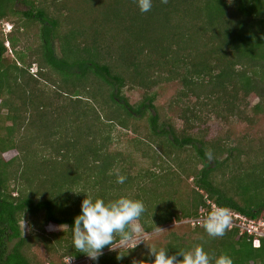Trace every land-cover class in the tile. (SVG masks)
<instances>
[{
  "label": "trees",
  "instance_id": "1",
  "mask_svg": "<svg viewBox=\"0 0 264 264\" xmlns=\"http://www.w3.org/2000/svg\"><path fill=\"white\" fill-rule=\"evenodd\" d=\"M22 1L26 8L19 10L16 0H0V109L6 111L0 114V153L17 151L10 160L0 157V264H35L27 250L44 235L61 257H86L72 246L65 225L71 227L89 196L106 203L120 196L141 200L143 230L170 227L164 243L155 246L178 259L179 252L203 245L211 257L228 255L233 264H264V236L254 247V236L238 226L230 225L216 238L203 227L214 211L212 203L264 220V158L229 139H203L185 128L177 133L170 119L159 121L153 96L131 106L120 93L125 86L179 81L174 102L184 103L179 116L187 129L194 128L205 109L223 119L245 117L244 102L252 96L258 98L252 111L264 112V0H153L147 13L139 10L137 0H82L83 11L77 13L75 0ZM77 14L87 16L78 19L80 25L72 21ZM2 22H10L11 30L3 29ZM67 36L77 46L65 45ZM76 52L77 59L71 57ZM33 64L35 75L29 71ZM92 75L109 85L106 90L93 91ZM48 80L55 81L56 90L41 87ZM106 111L117 115L125 129L147 114L145 138L166 155L161 162L193 176L195 186L186 182L177 191L184 179L170 170L132 173L133 163L109 152L104 142L110 139L100 125ZM47 117L56 119L48 126ZM34 118L49 127L46 136L31 135ZM134 151L150 158L141 146ZM117 175L127 177L123 184L116 182ZM81 181L90 191L82 189L78 196L74 186ZM26 222L30 238L22 236ZM49 224L64 229L47 231ZM179 224L192 225L198 236L187 239L172 228ZM37 228L44 235L34 234ZM120 240L115 236L110 247ZM108 254L92 264H101ZM150 255L140 260H151Z\"/></svg>",
  "mask_w": 264,
  "mask_h": 264
},
{
  "label": "rangeland",
  "instance_id": "2",
  "mask_svg": "<svg viewBox=\"0 0 264 264\" xmlns=\"http://www.w3.org/2000/svg\"><path fill=\"white\" fill-rule=\"evenodd\" d=\"M17 4H15V8L19 10H23L26 8V3H24L22 0H16ZM25 4V5H24ZM74 5L76 6L75 11L82 12L83 9L81 8L82 0H75ZM30 6V4H29ZM78 6V7H77ZM80 8V9H79ZM18 10V11H19ZM72 13V11H69ZM103 14V13H98ZM105 14V13H104ZM87 15V14H83ZM83 15H74L72 21L74 24L80 25L81 22L77 23L79 18H82L81 21L87 16ZM87 22V18L85 20V23ZM11 27L10 22H2V28L8 29V27ZM82 27V26H81ZM98 29L97 26L92 28ZM81 31V30H80ZM79 34V31H75ZM77 42V41H76ZM72 40V37H68L65 39V45H72L71 46H77V43ZM55 49H58V45H55ZM80 56L79 52L71 54V57L77 59ZM37 68V65L35 64L32 66V70L35 71ZM60 73V76H64ZM58 75V74H57ZM101 79V81H100ZM98 78L96 75H92L88 81H90L91 84H93V91L99 92L100 90L103 92L107 86H109L102 78ZM86 80V77H85ZM56 84L55 81L52 82V80L43 81L41 84V87L44 88L47 91H53L56 90ZM181 88V85L179 81L177 80H171L166 81L162 80L159 84L154 85L153 87H145L143 85H133L131 87L125 86L122 90H120L121 95L128 100V103L131 106H137L138 103L142 102L144 97L147 94H150L154 97V105L156 106V110L160 116L159 121L161 120H167L170 119L172 121L173 127L175 128V131L177 133L184 132V128L186 129L187 134L189 135H200L203 137V139H229L230 142H239V147L242 151L246 152L250 150V153L257 154V158H264L262 156L261 151L264 153V112H258L254 113L252 111V107L258 102V98L256 97H249L244 102V104L247 105V111L245 112V117H239V116H229V118H219L215 111H207L208 109H205L203 112L200 113V116L202 119H199L194 124V128H186L183 123V120L180 118V111H181V105L184 103H176L174 100L176 99V93ZM189 99H186V102ZM192 103V102H191ZM107 112V111H106ZM6 111L0 109V114H5ZM110 114L111 120H113V123H108L107 115ZM110 111L107 113L101 114V120L100 125L102 129L104 130L103 133L105 136L110 137V139H105L104 142H107V149L111 153H118V155L123 159V161L126 163L130 161L133 163V170L132 173L136 174L139 172V170L144 171L151 169V171L154 172H161L162 170L167 171H174V173H177L181 175V177L184 179L183 183H178L176 190H182L183 185L187 182L190 186H195L193 176L188 177L187 174H185L184 171H181L179 168L177 169L173 164L167 165L164 162H161V159L165 160L166 155L162 152L161 148L157 147L156 142L152 141L153 143H150L148 139L145 138V134L148 132V123L145 114L140 119L137 120H131L129 122L128 128H123L117 123L120 122V118L117 115H112ZM56 117H47L46 118V124L48 126L54 122ZM38 118H34V120L31 122L32 128L30 129L31 132H33L31 135L33 136H46L49 133V127H42L39 122L37 121ZM36 124L39 125V127H36ZM134 127H137L138 131L134 132L132 129ZM35 131H34V129ZM41 128V130H39ZM30 134V133H29ZM99 142H103V139H97ZM229 143V144H231ZM136 147H142L144 151L146 152V155H148L150 158H142L137 152H133V148ZM168 146V145H166ZM145 147L148 148V150H145ZM253 154V155H254ZM17 156V151H8L5 153H0V157H3L5 160H10ZM245 158L242 157V161ZM259 160V159H256ZM261 160V159H260ZM255 161V159H251L248 164H252ZM156 164V165H153ZM245 166H247V163L245 162ZM161 167V165H163ZM166 166V167H165ZM200 167V165H199ZM84 182L81 181L79 184L74 186V194L75 195H81L84 191L89 193L88 187L84 189ZM89 186V184H88ZM22 189H25V185L19 186ZM83 189V191H82ZM41 216V215H40ZM42 218V216H41ZM193 221H196L194 219H189L187 222L194 224ZM140 225V230L136 231L134 225L135 224ZM178 223H174L176 225ZM179 228L172 227L173 229H177L180 234L186 235L187 239H193L198 236V234L193 232L192 225H188V227H180ZM131 230L133 231V239L127 242H124L122 240L116 242L113 246H111V249H106L105 251H102V254L110 253L107 255V258L101 259V264H113L111 259H114L115 261H119L121 264L124 263H133V261H138L142 257L146 255H150L149 248H157L155 245H162L164 243V237L166 232L171 229L170 227L161 226L155 229L154 231L148 233L143 230L141 224L139 221L133 222V226H130ZM45 229V228H44ZM61 229H64L62 227L57 226L56 224H49L46 226L47 231H54L58 232ZM44 230V231H45ZM21 231L23 237L30 238V227L28 226L27 222L21 224ZM36 235H44L42 233L41 228H37L33 231ZM47 233V232H45ZM41 237V236H40ZM33 240V239H29ZM138 240H141L137 245L136 243ZM16 241L11 243L13 245ZM136 245V246H135ZM48 241L46 240L45 235L41 238H38L37 241H32V246L27 250L28 256L31 258V261H33L35 264H67V261L70 257L68 256H62L58 254V252H54L53 250H50ZM28 247H26L27 249ZM101 254V255H102ZM117 255V256H115ZM151 256V255H150ZM152 257V256H151ZM72 258V257H71ZM109 259V260H106ZM113 261V260H112ZM32 262V263H33ZM70 264H92V261L86 256L81 259H75L72 258Z\"/></svg>",
  "mask_w": 264,
  "mask_h": 264
},
{
  "label": "clouds",
  "instance_id": "3",
  "mask_svg": "<svg viewBox=\"0 0 264 264\" xmlns=\"http://www.w3.org/2000/svg\"><path fill=\"white\" fill-rule=\"evenodd\" d=\"M161 2L167 3V0H161ZM137 5L142 13H147L152 9L153 0H137ZM11 28L12 25L6 31ZM6 45H9V41L6 42ZM32 66L29 71L35 75L38 69L33 71ZM206 156L209 160L212 159L210 151L206 153ZM126 179L127 177L124 175H117L116 182L123 184ZM80 209V213L74 217L71 227L65 226L71 232L72 246L77 252L85 254L93 262H98L99 256L106 246L111 249L110 245H112L115 236L118 235L124 242L132 240L133 231L130 226H133V222L139 221L145 212V206L141 200L127 196H120L108 203L102 198L89 196L82 200ZM212 209L214 211L208 214L203 227L209 237H223L232 223L231 214L237 212L213 203ZM134 227L136 231L140 230L138 223ZM262 237H253L254 247L260 246ZM255 239L259 241L257 246L254 244ZM140 241L138 240L136 245ZM149 250L153 257L151 260H134L133 264H233L232 258L228 255L211 257L204 250L203 245L179 252L181 259H178L175 254L168 255L167 249L164 248L159 250L149 248ZM71 259V257L68 259L67 264H70Z\"/></svg>",
  "mask_w": 264,
  "mask_h": 264
},
{
  "label": "built area",
  "instance_id": "4",
  "mask_svg": "<svg viewBox=\"0 0 264 264\" xmlns=\"http://www.w3.org/2000/svg\"><path fill=\"white\" fill-rule=\"evenodd\" d=\"M231 218L235 219L232 220L231 226H238L241 230L248 231L250 235L257 237L264 236V220L263 219H251L247 216L234 213L231 214ZM254 244L257 246L259 245V241L255 239Z\"/></svg>",
  "mask_w": 264,
  "mask_h": 264
}]
</instances>
